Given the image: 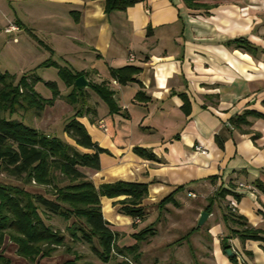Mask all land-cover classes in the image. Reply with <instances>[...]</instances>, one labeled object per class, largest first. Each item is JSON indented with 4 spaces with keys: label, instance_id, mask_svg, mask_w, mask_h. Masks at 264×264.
<instances>
[{
    "label": "crops",
    "instance_id": "1",
    "mask_svg": "<svg viewBox=\"0 0 264 264\" xmlns=\"http://www.w3.org/2000/svg\"><path fill=\"white\" fill-rule=\"evenodd\" d=\"M8 1L17 3L13 13L19 22L44 20L42 31L58 39L51 50L88 80L77 118L105 152L98 169L83 172L96 187L118 180L147 184L145 213L138 221L118 211L124 196L99 198L104 219L120 234L117 245L133 244L132 234L150 218L155 233L139 250L170 248L174 255L167 256L168 264H264L259 186H264V0H195V6L184 0H137L109 12L105 0ZM236 38L246 43L237 44ZM127 64L140 71L122 84L109 70ZM101 82L113 92L118 111L109 112L90 86ZM138 91L145 97L137 99ZM246 110L251 113L245 121L231 120ZM195 144L206 152L194 150ZM221 189L224 195L218 194ZM171 193L177 204H158ZM183 194L193 198L186 222ZM202 210L208 215L198 229L194 224ZM245 227L258 229L263 239L230 235V228ZM157 228L169 236L157 242ZM226 235L241 262H231L221 248ZM121 239L127 243L119 244Z\"/></svg>",
    "mask_w": 264,
    "mask_h": 264
},
{
    "label": "trees",
    "instance_id": "2",
    "mask_svg": "<svg viewBox=\"0 0 264 264\" xmlns=\"http://www.w3.org/2000/svg\"><path fill=\"white\" fill-rule=\"evenodd\" d=\"M136 1L105 0V11L124 10ZM184 1L189 6L196 5L195 0ZM234 41L237 44L246 43L244 38H236ZM42 65H56L58 75L68 85H73L74 91L85 93V88L78 90L74 84L75 78L83 74L82 71L73 72L69 67L58 65L53 60L43 62ZM139 71V66L127 64L111 68L109 73L123 84L135 80ZM39 80L40 77L32 72L22 74L16 81L13 74L0 72V173L13 176L21 183L17 185L0 182V246L4 236L7 235L16 244L18 255L34 261L37 257L49 256L57 246L65 245V234L43 221L39 214L40 208L65 220H71L66 226L69 239L86 242L102 261L106 262L113 255L125 256L127 253L136 261L139 241L146 240L155 233L153 224L150 223L133 233L132 236L136 240L133 244L119 246L116 242L120 234L104 219L99 198L124 196L117 201L118 211L135 219L142 218L145 210L141 202L147 193V184L118 180L102 183L96 187L92 183L82 169H98L99 154L105 152V148L92 140L84 125L78 120V115H81L80 110H76L64 126L67 136L73 143L44 134L21 120L4 115L6 112L11 115L17 108L26 110L28 107L39 114L47 103H52L34 89V85ZM45 84L55 88L52 81H45ZM90 86L107 104L109 112L118 111L112 97L113 92L106 88L104 82L90 83ZM74 91L69 93L70 101L76 98ZM180 95L183 97V109L187 112V99L183 93ZM135 97L142 99L145 95L142 91H138ZM250 113L251 111L246 110L231 120L233 122L244 120ZM134 150L143 156L152 157V154L143 148L135 147ZM54 171L60 172L69 182L63 185L55 184ZM29 183L51 185L54 188L53 197H46L39 192L26 189L24 184ZM259 186L264 192V186ZM181 187L182 185L177 186V189ZM225 192L226 190L221 189L218 194ZM169 200L177 204L172 199V193L165 196L158 204L162 205ZM229 213L237 219L241 217L230 211ZM230 232V235L237 233L241 240L263 239L258 234L259 230L255 228L245 227L240 230L230 228ZM230 235L220 239L223 250L230 247L228 242ZM229 260L236 262L234 255L229 256ZM8 263L9 261L0 254V264ZM62 264L75 263L66 260ZM122 264L126 263L122 262Z\"/></svg>",
    "mask_w": 264,
    "mask_h": 264
},
{
    "label": "rangeland",
    "instance_id": "3",
    "mask_svg": "<svg viewBox=\"0 0 264 264\" xmlns=\"http://www.w3.org/2000/svg\"><path fill=\"white\" fill-rule=\"evenodd\" d=\"M16 6V2L10 4L8 0H0V72L13 74L15 81L24 73H34L40 77V80L34 85V89L43 98L50 99L52 103H47L39 114H37L33 108L28 107L26 110L17 108L11 115L7 112L4 115L9 118L21 120L41 130L44 134L56 136L64 142L72 143L64 130L65 122L73 116L76 110H80V113H82L81 102L85 94L78 93L77 90L74 91L73 85H68L65 80L58 75V67L56 65H42L43 62L53 60L58 65L69 67V65L64 64V56L61 53L51 50L53 47L52 45H56L54 41H56L55 39L57 38L54 37L50 39V36H47L42 31V23L44 20L35 18L33 20L37 22L33 21V24H29L26 20L23 22L21 20V22H19L17 20L18 18L13 13V8L17 10ZM18 17H21V15L19 14ZM17 21L21 25L20 30ZM10 24L18 25V29L10 32L4 31ZM89 79H91V77ZM45 81H52L55 84V88L53 89L46 85ZM86 88L88 89L89 87ZM73 91L75 92L73 94L76 98L74 101H70L68 98L70 95L69 93ZM100 123L101 122H99V124ZM54 176L55 184L63 185L69 182V180L58 171H54ZM0 182L17 185L21 184L19 180L3 172L0 173ZM24 187L32 192H39L46 197H53L52 192L54 188L51 185L43 186L29 183L24 184ZM181 200L187 205L193 198L191 199V197H187L183 194ZM188 207V205L185 206L183 211H181L185 222L191 219L192 216L190 214L191 210ZM39 214L46 224H49L55 229H59L65 234V245L57 246L49 256L37 257L32 261L18 255L16 252V244L5 235L0 246V254L5 260L9 261L8 264H62L66 260H71L75 264H122V262L126 264H168L169 259H167V256L174 255L173 250L170 248L166 251L164 247L161 249L158 247L155 250L142 247V251L139 250V260L137 259L135 261L132 255L127 253L125 256L113 255L104 262L86 242L82 240L72 241L69 239L66 226L71 220H65L60 216L47 213L40 208ZM197 220H195L194 225L199 227L196 225ZM149 221L150 218H147L145 222L141 223L140 229L146 226ZM200 228L201 227L198 229ZM160 230L164 229L157 228V235L155 237L157 242L163 241V239L169 236V234ZM148 238H150V236ZM127 240L128 239H121L119 244L127 243ZM144 241L145 240H140L139 244L143 246ZM94 244H96V240H94ZM156 259L157 262H155ZM238 261L241 262V259L238 258L236 263H238ZM207 263L212 264L209 260Z\"/></svg>",
    "mask_w": 264,
    "mask_h": 264
},
{
    "label": "water",
    "instance_id": "4",
    "mask_svg": "<svg viewBox=\"0 0 264 264\" xmlns=\"http://www.w3.org/2000/svg\"><path fill=\"white\" fill-rule=\"evenodd\" d=\"M74 84L75 87L80 90L83 89L84 87H86L88 85V80L86 79L84 74H80L79 76H77L74 80ZM208 213L205 210H202L199 214L198 220H197V226H200L204 220L206 219ZM225 254H227L228 256L232 255V251L230 248H227L224 250Z\"/></svg>",
    "mask_w": 264,
    "mask_h": 264
},
{
    "label": "built area",
    "instance_id": "5",
    "mask_svg": "<svg viewBox=\"0 0 264 264\" xmlns=\"http://www.w3.org/2000/svg\"><path fill=\"white\" fill-rule=\"evenodd\" d=\"M18 29V27L16 26V25H13V24H10V25H8V27H6L4 30L6 31V32H10V31H13V30H17ZM15 39V38H14ZM133 58V54H129L128 55V59H132ZM100 125L101 126H103V124L102 123H100ZM194 150H196V151H198V152H200V153H205L206 152V150L203 148V146L202 145H200V144H195L194 145ZM240 186H243V187H245L246 189H248V190H251V186L250 185H248V184H240ZM188 195L189 196H195V194L193 193V192H188ZM233 206H235V202L234 201H232V203H231V209H233ZM139 220V218H136L135 219V221H138Z\"/></svg>",
    "mask_w": 264,
    "mask_h": 264
}]
</instances>
